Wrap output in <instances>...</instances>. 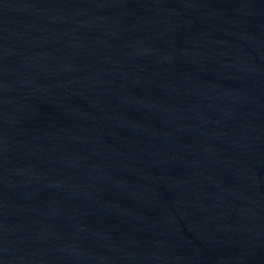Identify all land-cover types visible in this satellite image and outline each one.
<instances>
[{
    "label": "water",
    "instance_id": "obj_1",
    "mask_svg": "<svg viewBox=\"0 0 264 264\" xmlns=\"http://www.w3.org/2000/svg\"><path fill=\"white\" fill-rule=\"evenodd\" d=\"M0 264H264V0H0Z\"/></svg>",
    "mask_w": 264,
    "mask_h": 264
}]
</instances>
